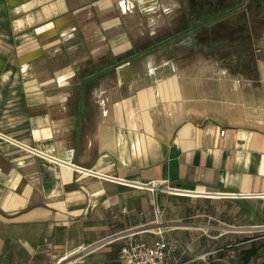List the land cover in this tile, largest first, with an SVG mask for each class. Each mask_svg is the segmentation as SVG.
Wrapping results in <instances>:
<instances>
[{
	"label": "crops",
	"instance_id": "1",
	"mask_svg": "<svg viewBox=\"0 0 264 264\" xmlns=\"http://www.w3.org/2000/svg\"><path fill=\"white\" fill-rule=\"evenodd\" d=\"M229 3L0 0V264H128L129 234L264 264V37Z\"/></svg>",
	"mask_w": 264,
	"mask_h": 264
},
{
	"label": "built area",
	"instance_id": "2",
	"mask_svg": "<svg viewBox=\"0 0 264 264\" xmlns=\"http://www.w3.org/2000/svg\"><path fill=\"white\" fill-rule=\"evenodd\" d=\"M221 134L224 135L225 130L221 131ZM168 189L171 193L187 194V191H183L176 187H169ZM156 214L160 217L159 209L156 211ZM258 228H264V226H260ZM156 232L158 234H162L163 230L159 228ZM171 246V242L165 238H161L156 242L150 243L143 238H138L136 234H129L126 236L125 244L121 249V257L128 264H169L168 256ZM90 250H93L92 246L81 245L77 249H75L73 253L80 254L88 252ZM66 257L67 256H64V258ZM60 262L61 260L58 262V264H62Z\"/></svg>",
	"mask_w": 264,
	"mask_h": 264
},
{
	"label": "flooded vegetation",
	"instance_id": "3",
	"mask_svg": "<svg viewBox=\"0 0 264 264\" xmlns=\"http://www.w3.org/2000/svg\"><path fill=\"white\" fill-rule=\"evenodd\" d=\"M230 1L231 17L244 25L256 27L250 35L251 38L264 37V0H224ZM255 29V28H254Z\"/></svg>",
	"mask_w": 264,
	"mask_h": 264
},
{
	"label": "trees",
	"instance_id": "4",
	"mask_svg": "<svg viewBox=\"0 0 264 264\" xmlns=\"http://www.w3.org/2000/svg\"><path fill=\"white\" fill-rule=\"evenodd\" d=\"M256 251L253 247L248 248L246 261L243 264H250L252 257L255 255Z\"/></svg>",
	"mask_w": 264,
	"mask_h": 264
},
{
	"label": "rangeland",
	"instance_id": "5",
	"mask_svg": "<svg viewBox=\"0 0 264 264\" xmlns=\"http://www.w3.org/2000/svg\"><path fill=\"white\" fill-rule=\"evenodd\" d=\"M168 191H170L168 188H167ZM171 193V192H170ZM258 233H264V228L261 229Z\"/></svg>",
	"mask_w": 264,
	"mask_h": 264
}]
</instances>
